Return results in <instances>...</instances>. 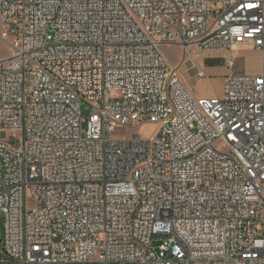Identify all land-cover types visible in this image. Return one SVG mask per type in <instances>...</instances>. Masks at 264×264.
Returning a JSON list of instances; mask_svg holds the SVG:
<instances>
[{
  "label": "built area",
  "instance_id": "1",
  "mask_svg": "<svg viewBox=\"0 0 264 264\" xmlns=\"http://www.w3.org/2000/svg\"><path fill=\"white\" fill-rule=\"evenodd\" d=\"M0 19V264H264V0H0ZM168 45L223 55V95L196 98Z\"/></svg>",
  "mask_w": 264,
  "mask_h": 264
},
{
  "label": "rangeland",
  "instance_id": "2",
  "mask_svg": "<svg viewBox=\"0 0 264 264\" xmlns=\"http://www.w3.org/2000/svg\"><path fill=\"white\" fill-rule=\"evenodd\" d=\"M161 51L166 59L174 61L176 59V66L178 68H185L190 66V58L186 56V51L181 47H176V50H172V53H168L165 50V46H162ZM13 55V48L9 39L2 38V23L0 19V59H7ZM196 59L199 65H201L206 72L207 76L204 79L196 80L189 79L187 85L193 91L196 98H213L217 95L222 96L224 92L225 77L229 75L230 70L226 66V59L223 55L210 56L204 54L203 57H199L196 54ZM210 60V61H207ZM207 63V64H206ZM262 70L261 53L254 49L241 48L237 54V67L236 71L239 73H246L248 75H259ZM91 114V107L88 104H84L82 108V116L88 120ZM135 127L130 129H124L119 131L120 134L117 137H132L138 133L144 138L151 137L156 131L157 126L153 124H144L139 130H134ZM2 139L8 140L10 136H18V133L12 131H3L0 133ZM4 221L1 218V227L3 229ZM155 239H159L155 237ZM155 245H158L156 242ZM1 258L4 263H12L14 260L6 253L3 252V248L0 251Z\"/></svg>",
  "mask_w": 264,
  "mask_h": 264
},
{
  "label": "crops",
  "instance_id": "3",
  "mask_svg": "<svg viewBox=\"0 0 264 264\" xmlns=\"http://www.w3.org/2000/svg\"><path fill=\"white\" fill-rule=\"evenodd\" d=\"M176 47H179V46H176V45H168V46H165V50L166 52H168L169 54L172 53V50H176ZM182 48V47H181ZM204 54L202 53H198V56L199 57H203ZM207 56V55H206ZM167 61L169 62V64L172 66V67H177L176 66V59L174 61H169L167 59ZM207 61H210V60H207ZM207 64V63H206ZM199 69H204L201 65H199L198 63V60L195 58V60H192L190 58V66H186L185 68H180V75H181V78L184 82V84L186 85V87L193 93V91L191 90V88H189V86L187 85V81L189 79H196V80H201V79H204V78H199L198 77V71ZM195 95V94H193ZM214 95L217 96V93L214 92Z\"/></svg>",
  "mask_w": 264,
  "mask_h": 264
}]
</instances>
